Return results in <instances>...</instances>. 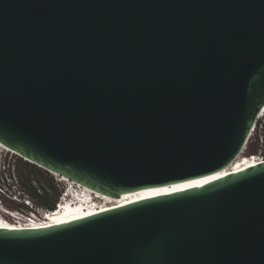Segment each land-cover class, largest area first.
Segmentation results:
<instances>
[{"label":"water","instance_id":"water-1","mask_svg":"<svg viewBox=\"0 0 264 264\" xmlns=\"http://www.w3.org/2000/svg\"><path fill=\"white\" fill-rule=\"evenodd\" d=\"M263 106L264 0H0V143L94 196L220 172ZM0 264H264V163L0 227Z\"/></svg>","mask_w":264,"mask_h":264},{"label":"bare ground","instance_id":"bare-ground-1","mask_svg":"<svg viewBox=\"0 0 264 264\" xmlns=\"http://www.w3.org/2000/svg\"><path fill=\"white\" fill-rule=\"evenodd\" d=\"M261 116H262V112L258 114L257 118H260ZM250 137L251 134L249 138L247 137L248 138L247 144L250 141ZM247 144L244 146L240 154L229 164V166H227L220 172L199 179H194L180 183H173L171 185L164 187H156L135 194L124 195L119 199H112L111 197L101 196L100 194H96L94 196L93 195L94 192L91 191L89 188L83 186L82 184L76 183L66 177L63 176L60 177L59 175L52 173V175L57 176L58 179L62 181V183L63 182L66 183V185H64L66 188H69L68 189L69 193L63 195L62 197H60V199H58L57 201L58 205L55 206V208L53 209L54 211L46 210L41 214H37V212L36 213L32 212V214H27V216H24L22 214H17L15 212H12V210L2 208L1 207L2 204H1L0 227L6 229L34 230V229L57 226L64 223H69L72 221L84 219L94 214H98L118 206L135 202L141 198L151 197V196L154 197L157 195H164V194L176 192L172 190L173 186L179 185L181 186L180 190H183L189 188L185 186L189 182H193V181L199 182L198 185H204L222 176L239 173L253 166L264 163V158L260 156H256V154H254L255 158H246L243 155L245 149L247 148ZM4 151L12 152V154L16 155L14 151L10 150L5 145L0 143V153ZM76 187H79L80 189H77ZM154 190H165V191H160L157 194ZM71 192L72 193L77 192L76 198L72 197L73 195L70 194Z\"/></svg>","mask_w":264,"mask_h":264},{"label":"rangeland","instance_id":"rangeland-1","mask_svg":"<svg viewBox=\"0 0 264 264\" xmlns=\"http://www.w3.org/2000/svg\"><path fill=\"white\" fill-rule=\"evenodd\" d=\"M263 121L262 123L260 122V124H263ZM263 136L264 133L261 130V126L258 125L256 132L250 137V141L243 154L246 158H255L254 154L264 158ZM255 148H259L258 152L254 151ZM260 150H263V152L259 155ZM4 159L6 160V165L8 164L9 166V171L8 174L0 175V188L2 187V192H0V205L2 204V208L12 210V212L22 214L24 216H27L29 212H37V214H41L47 210L37 202L36 198H32L28 195L27 191L20 183L18 176L20 173L31 179V185L37 189L38 193H44L43 190H45L48 194H44V196L50 202L55 200V192L47 189L44 178H47L49 182L53 183L57 189L58 197L56 201H58L59 197L63 194L64 189L66 188L64 185H66V183H62V181L58 180L57 176H53L42 168H39L38 166L31 164L14 154H10V152L0 153V161ZM22 200H28L31 207L24 204Z\"/></svg>","mask_w":264,"mask_h":264},{"label":"trees","instance_id":"trees-1","mask_svg":"<svg viewBox=\"0 0 264 264\" xmlns=\"http://www.w3.org/2000/svg\"><path fill=\"white\" fill-rule=\"evenodd\" d=\"M18 176H19V180H20L21 185L25 188V190L27 191L29 196H31L32 198H36L37 202L39 204H41L47 210H53L55 208L58 193H57V189L55 188L53 183L49 182V180L47 178H44L45 182H46L47 189L55 192L54 193L55 200L53 202H50L44 196V194L47 195L48 193L45 192V190H43L44 193H38L37 189L31 185V179L28 178V176L26 177L25 175H22L21 173Z\"/></svg>","mask_w":264,"mask_h":264},{"label":"built area","instance_id":"built-area-1","mask_svg":"<svg viewBox=\"0 0 264 264\" xmlns=\"http://www.w3.org/2000/svg\"><path fill=\"white\" fill-rule=\"evenodd\" d=\"M264 107V106H263ZM263 107L261 108V110L259 111V113L260 112H262V116L260 117V118H257V116H258V114H257V116H256V118H255V120H254V122H253V125L251 126V129H250V133H249V136H250V134H251V136L256 132V130H257V128H258V125H260L261 126V130H262V132L264 133V109H263ZM263 109V110H262ZM262 121H263V124H260V122L262 123ZM249 136H248V138H249ZM262 137V136H261ZM260 137V138H261ZM264 137V136H263ZM248 138L246 139V142H245V144H244V146L247 144V140H248ZM244 146H243V148H244ZM243 150V149H242ZM260 151H259V155H260ZM264 157V156H263ZM1 189V188H0Z\"/></svg>","mask_w":264,"mask_h":264},{"label":"clouds","instance_id":"clouds-1","mask_svg":"<svg viewBox=\"0 0 264 264\" xmlns=\"http://www.w3.org/2000/svg\"><path fill=\"white\" fill-rule=\"evenodd\" d=\"M8 168H9V166H8V164L6 165V160L5 159L4 160H1L0 161V175L8 174V171H9ZM0 192H2V187L0 189ZM20 201H21V199H20Z\"/></svg>","mask_w":264,"mask_h":264},{"label":"snow or ice","instance_id":"snow-or-ice-1","mask_svg":"<svg viewBox=\"0 0 264 264\" xmlns=\"http://www.w3.org/2000/svg\"><path fill=\"white\" fill-rule=\"evenodd\" d=\"M199 182H196V181H193V182H189L185 187H195L198 185ZM181 186L177 185V186H173L172 190L173 191H178L180 190ZM157 194L160 192V191H165V190H154Z\"/></svg>","mask_w":264,"mask_h":264},{"label":"flooded vegetation","instance_id":"flooded-vegetation-1","mask_svg":"<svg viewBox=\"0 0 264 264\" xmlns=\"http://www.w3.org/2000/svg\"><path fill=\"white\" fill-rule=\"evenodd\" d=\"M258 149H259V148H255L254 151L258 152ZM260 152H263V150H260Z\"/></svg>","mask_w":264,"mask_h":264}]
</instances>
